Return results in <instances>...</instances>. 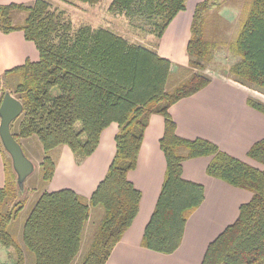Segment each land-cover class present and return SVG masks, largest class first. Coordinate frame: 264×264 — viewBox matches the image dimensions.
<instances>
[{
  "label": "trees",
  "instance_id": "16d2710c",
  "mask_svg": "<svg viewBox=\"0 0 264 264\" xmlns=\"http://www.w3.org/2000/svg\"><path fill=\"white\" fill-rule=\"evenodd\" d=\"M188 1L113 0L110 11L124 14L131 26L161 40L172 21L186 10ZM215 2L205 0L196 6L187 48L189 67L194 72L170 92L167 83L172 63L157 52L131 44L108 29L84 26L73 31L71 22L52 10L48 0H36L29 6H0V31L22 32L39 52L37 62L27 61L0 76V105L8 92L22 102L24 112L12 133L20 144L33 137L39 140L45 153L43 184L54 178L55 149L67 146L81 162L97 150L105 129L113 123L119 126L115 157L91 198L87 200L70 189H43L24 223L21 243L8 231L24 207L9 210V204L21 193L12 161L7 159L6 182L0 188V244L14 250L13 264H26L27 254L33 264H73L81 251L91 208L99 206L105 215L81 264L107 263L139 213L142 195L128 175L137 168L145 132L155 114L165 120L160 146L167 170L142 246L166 255L179 249L189 215L205 199L202 185L183 179V163L211 157L208 175L249 191L252 198L241 205L237 220L209 245L202 264H264V140L248 152L249 159L259 164L252 167L212 142L179 137L169 112L212 81L203 73L214 48L204 35V16ZM17 13L26 15L23 22H15ZM244 13L230 47L237 61L224 75L264 96V0H248ZM16 77L20 82L14 89L5 88L10 85L9 78ZM248 104L264 115V103L250 97Z\"/></svg>",
  "mask_w": 264,
  "mask_h": 264
},
{
  "label": "crops",
  "instance_id": "0c3cea01",
  "mask_svg": "<svg viewBox=\"0 0 264 264\" xmlns=\"http://www.w3.org/2000/svg\"><path fill=\"white\" fill-rule=\"evenodd\" d=\"M35 1L0 0V6H29ZM192 13L188 10L179 13L157 46V53L172 63V72L189 67L187 48L191 37ZM17 16L18 13L15 14V20ZM180 43L183 44V50L179 47ZM174 50H179L177 54L183 52L182 61H177L176 55L174 57L170 53L176 54ZM38 60L36 46L27 41L22 32L4 34L0 31V76L27 61ZM251 95L252 92L247 88L214 77L203 90L170 108L177 135L186 140L203 139L212 142L228 155L252 167H258L259 164L249 159L248 152L255 143L264 140V115L249 106L248 99ZM164 130L163 116L152 115L139 153L137 168L128 175L129 181L142 195L139 213L106 264H202L209 245L237 220L241 205L252 198L249 191L210 177L207 169L211 157L186 160L183 163V179L204 187V202L189 215L182 243L176 252L166 255L144 248L143 236L156 209L167 170V161L160 146ZM118 132L119 126L116 123L111 124L101 134L97 150L81 162L76 161L67 146L55 149L52 152L56 162L55 175L45 190L56 192L70 189L89 200L113 162ZM21 146L36 164L33 149L42 147L39 140L35 137L24 139ZM7 159L8 154L3 150L0 141V188L6 182ZM104 215L102 207L91 208L83 237L86 231L89 232V225L94 217L102 220Z\"/></svg>",
  "mask_w": 264,
  "mask_h": 264
},
{
  "label": "rangeland",
  "instance_id": "374dc122",
  "mask_svg": "<svg viewBox=\"0 0 264 264\" xmlns=\"http://www.w3.org/2000/svg\"><path fill=\"white\" fill-rule=\"evenodd\" d=\"M51 4L52 10L63 14V17L71 22L73 31H77L81 27L89 26L93 29H108L123 37L131 44L141 45L146 49L157 52V46L160 42L156 36L151 34H144L141 30L131 26L129 20L124 14L113 13L110 11V6L113 0H99L96 4H89L79 2L77 0H48ZM205 0H189L187 2V9L189 13L194 14L196 6ZM216 5L207 11L204 16V35L207 41L214 44L211 51V58L205 62L206 70L203 72L209 75L212 80L214 77H219L228 80L225 77V72L232 64L237 61L235 55L231 52L230 47L235 42L238 33L241 29V24L245 18L244 8L248 0H215ZM26 15L18 13L15 20L17 23L25 20ZM180 49L183 50V44H179ZM176 54L170 52L174 57L176 55L177 61L183 60L182 54H177L179 50H174ZM175 63V61H174ZM176 64V63H175ZM179 64V63H178ZM194 72L190 67L172 72V75L167 83V91H173L178 85L186 81ZM197 72V70H195ZM230 81V80H229ZM10 85L5 88L14 89L20 82L19 78H9ZM252 92L251 97L264 103V96L258 92ZM20 118L13 122L11 130L15 132L18 128ZM63 147V146H62ZM26 153V152H25ZM35 160V171L25 182V192L17 196L10 204L13 212L23 206L24 209L11 222L8 231L16 241L21 243V235L24 223L26 222L32 208L34 207L37 198L46 186L42 181L41 163L44 159L45 153L43 147H36L33 149ZM26 156L29 158L28 154ZM33 157V156H32ZM8 159L9 156H8ZM11 161V160H10ZM9 162V161H8ZM11 168V167H10ZM102 220H96L95 217L89 225V232L86 231L83 237L81 251L73 262V264H81L84 257L88 253L91 244L99 230ZM12 254L13 249H6L0 244V260L8 264H13ZM33 264V259L27 254V263Z\"/></svg>",
  "mask_w": 264,
  "mask_h": 264
},
{
  "label": "water",
  "instance_id": "95a60500",
  "mask_svg": "<svg viewBox=\"0 0 264 264\" xmlns=\"http://www.w3.org/2000/svg\"><path fill=\"white\" fill-rule=\"evenodd\" d=\"M23 112L22 102L11 93H6L0 105V141L12 161V168L17 176V187L21 195L25 192L26 180L35 171V164L28 159L11 130L13 122L20 118Z\"/></svg>",
  "mask_w": 264,
  "mask_h": 264
},
{
  "label": "built area",
  "instance_id": "2783aa9c",
  "mask_svg": "<svg viewBox=\"0 0 264 264\" xmlns=\"http://www.w3.org/2000/svg\"><path fill=\"white\" fill-rule=\"evenodd\" d=\"M0 264H8V263L5 262V261H1V260H0Z\"/></svg>",
  "mask_w": 264,
  "mask_h": 264
}]
</instances>
